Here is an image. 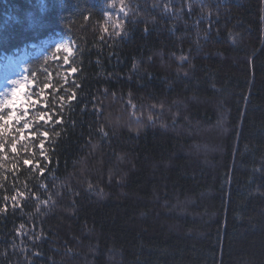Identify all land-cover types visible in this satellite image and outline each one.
Returning a JSON list of instances; mask_svg holds the SVG:
<instances>
[{
    "label": "trees",
    "instance_id": "16d2710c",
    "mask_svg": "<svg viewBox=\"0 0 264 264\" xmlns=\"http://www.w3.org/2000/svg\"><path fill=\"white\" fill-rule=\"evenodd\" d=\"M52 38L76 71L0 153V264H264V0H0V61Z\"/></svg>",
    "mask_w": 264,
    "mask_h": 264
},
{
    "label": "rangeland",
    "instance_id": "374dc122",
    "mask_svg": "<svg viewBox=\"0 0 264 264\" xmlns=\"http://www.w3.org/2000/svg\"><path fill=\"white\" fill-rule=\"evenodd\" d=\"M63 46V47H61ZM60 48V51H57V49ZM74 53V45L68 38H52L43 41L41 44H30L28 48L22 49L19 53L15 55L7 56L3 61H0V78H3L6 75V66L9 61L15 62L18 59H23L24 61L18 64V69H15V66L10 67L11 73H13L12 76H10L8 84L6 85L7 88H3L2 91H0V105L3 104L4 100L11 99V92L12 89H19V94L17 93L16 98V105L15 110L17 113V116L23 115L25 109L27 110V116L25 117L30 127L27 130H24L23 133H18L16 131L17 128H21L23 125V120L20 122V124H16V121L13 120L11 122L10 127H6L0 135H3L5 137L4 141V147L0 149V153L4 155L2 159L7 162L9 161V158L7 157L5 151L6 147L9 149L10 154H18L19 147L24 146L26 149L27 147H31V143H33L35 140L38 139V136L35 134L33 135V131L35 129L39 128H46L51 127L53 116L55 115L54 112L48 111V103H46V100L48 99L49 93H53V95L59 96V91H54L52 88V85L55 83L56 77H60L63 81V84L67 83V80L70 79L74 74L75 71L66 70L68 66L70 65V59L73 57ZM44 57L49 60V62H52L53 68L51 71L46 74V76H34L31 77L29 75V67H28V61L30 58H37V57ZM67 60V62H65ZM27 62V63H26ZM18 63V61H17ZM45 73V72H43ZM45 75V74H43ZM17 82V83H13ZM11 83L13 84L11 86ZM20 96L22 100L20 99ZM51 98V96H50ZM52 99V98H51ZM11 109H4V112L0 113L3 115H6L8 111ZM41 113H47L45 116V120H47V123H45V120H39V115ZM51 117L49 120L48 117ZM57 122V121H56ZM40 133V132H39ZM21 135L23 136V139H21ZM41 138L46 139L47 136H41ZM15 139L17 141L16 150L13 151L11 147V143L9 144L6 139ZM7 144V145H6ZM36 149H39V151H42V148L40 147V144L36 146ZM42 157V155H40ZM34 158L28 160L29 163H25V160L23 163L26 166L31 165V161H33Z\"/></svg>",
    "mask_w": 264,
    "mask_h": 264
},
{
    "label": "snow or ice",
    "instance_id": "6c2138e0",
    "mask_svg": "<svg viewBox=\"0 0 264 264\" xmlns=\"http://www.w3.org/2000/svg\"><path fill=\"white\" fill-rule=\"evenodd\" d=\"M117 35H119V33H117ZM61 47H63V46H61ZM57 51H60V48H58ZM65 62H67V60H65ZM72 71H76V69L73 68ZM13 83L15 84L17 82H13ZM11 97L12 98L10 100L9 99L4 100L3 104L0 105V113L4 112V109H6V108L11 109L10 111L7 112L6 115L0 114V133H2L6 127H10L11 122L13 120L16 121V124H20V122L22 120L24 121L22 127L16 129V131L18 133H23L24 130L29 129V127H30L28 120L25 118L27 116V110L25 109L23 115L17 116L16 110H15L16 98H17V89H15V88L12 89ZM46 115H47V113H41L39 115V120H45ZM48 119L50 120L51 117L49 116ZM45 123H47V120H45ZM57 123H59V121H57ZM33 135H35V133H33ZM39 135L46 137L48 135V133H47V131H44V132H40ZM20 138L23 139V136L21 135ZM16 145H17V141L15 139H13L11 141V147H12L13 151L16 150ZM43 146H44L43 141H41L40 147L43 148ZM3 147H4V144L0 143V149H2ZM25 163L27 164V163H29V161L25 160ZM4 199L8 200V197L5 196ZM11 200L16 201L17 196L13 195L11 197ZM0 211L6 212L7 207L5 206L3 209H0Z\"/></svg>",
    "mask_w": 264,
    "mask_h": 264
},
{
    "label": "bare ground",
    "instance_id": "6f19581e",
    "mask_svg": "<svg viewBox=\"0 0 264 264\" xmlns=\"http://www.w3.org/2000/svg\"><path fill=\"white\" fill-rule=\"evenodd\" d=\"M20 60V59H19ZM19 60H17L18 61V63H17V61H13V62H11V61H9L8 63H7V66H6V75L3 77V78H0V91H2V89L3 88H7V86L6 85H9L8 84V81H9V78H10V76H12L13 75V73H11V71H10V67H12V66H14L15 64H16V66H15V69L17 70L18 69V64H19ZM12 65V66H11ZM20 65V64H19ZM13 84L11 83V86H12ZM19 90H22L21 88H19V89H17V93L19 92ZM19 94V93H18ZM20 99L22 100V98H21V96H20Z\"/></svg>",
    "mask_w": 264,
    "mask_h": 264
}]
</instances>
